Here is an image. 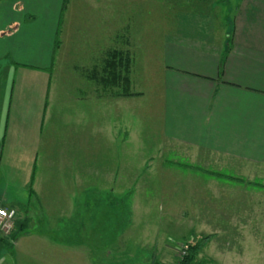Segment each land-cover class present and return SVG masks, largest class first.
Returning a JSON list of instances; mask_svg holds the SVG:
<instances>
[{"label": "rangeland", "instance_id": "1", "mask_svg": "<svg viewBox=\"0 0 264 264\" xmlns=\"http://www.w3.org/2000/svg\"><path fill=\"white\" fill-rule=\"evenodd\" d=\"M64 1L34 0L32 4L26 0L27 9H32L38 17L35 21L29 20L23 27L27 32L31 31L28 40L32 39L25 46L41 42L43 47L45 38H49L50 34L54 35L55 40V29L60 27L61 22L59 38L63 44L56 52L51 72L54 79L52 108L55 110L54 119L51 117V120L54 123L49 125L47 134L58 138H65L68 134L64 130V96L70 85L68 79L74 75L78 77H73L75 82L83 83L80 85L83 93L92 95L99 91L101 95L104 92L105 99L113 101L106 100L104 123H98L102 132L99 138L93 136L97 122L91 125L88 153L90 162L94 164L79 168L73 166L71 172L67 171L65 164H59L56 166L58 173L54 175L55 170L51 166L42 165L49 170L44 169V176L37 184L35 182L36 193L31 196V202L25 203L17 198L19 202L11 203L0 197L1 205L17 210L13 232L7 238H0V264H49L48 250L54 246H42L43 251L36 252L32 257H41L42 260H33L23 259L21 254L15 252V243L27 231L37 232L36 236L47 243L50 236L64 237L67 213L73 209L81 210L82 205L84 218L89 216L91 222L104 223L90 230L99 233L100 237L104 235L106 245H100L103 254L106 252L103 264H119L115 262L114 254L121 247L122 258L131 259V264H153L154 257L161 264H176L185 255L182 252H187V240L206 235L212 238L202 248L200 256H215L218 264H242V253L248 254V249L252 247L243 243L247 240L253 243L263 235L264 229V193L255 191L256 187L249 184L257 176L256 167L235 165L233 161L219 158V155L215 157L175 143L162 134L159 123V70L152 67L146 69L145 46L147 42L149 50L157 47L156 41L161 39L158 38L162 33L160 30L172 22L178 6L167 8L163 0H122L123 36L117 38L114 46L130 51V68L133 66L130 71L133 81L131 79L130 86L123 93L122 89L117 91L116 85L120 83L105 86L103 81L97 82L88 73L93 66L102 65L106 50L112 48V43L108 44V37L96 38L92 43L83 37L85 24H89L84 11L90 9L89 17L97 22V4L91 0H69L68 12L62 13ZM200 2L204 3L203 0ZM74 34L77 35V43L74 44V52L68 54L72 45L68 41L73 39ZM15 41L17 43L18 39ZM134 50L135 53L131 54ZM13 56V60L21 63H36L39 56H44V50L41 53V50L21 49ZM134 56L137 61H133ZM39 62H45L43 57ZM69 63L74 67L78 65V69L72 70ZM0 73L10 86L23 71L0 66ZM15 92H18V87ZM95 121L97 115L92 120ZM119 140L122 143L117 146ZM102 145L104 150L101 149ZM46 153L45 156H49ZM62 156L65 157V153ZM15 169L13 165L11 170ZM222 169L236 171L238 176L246 179L234 182L214 175L217 173L213 171ZM77 172H82L84 179ZM11 174L15 175L14 172ZM114 188L119 193L109 194ZM82 189L90 190V198L82 197ZM97 200L100 205L95 204ZM85 206L90 207L89 212ZM80 210L73 217L74 221L78 220ZM120 240L128 242L129 246L122 243L120 247L111 245ZM131 254H135V257L130 258ZM128 260L125 264H128Z\"/></svg>", "mask_w": 264, "mask_h": 264}, {"label": "crops", "instance_id": "2", "mask_svg": "<svg viewBox=\"0 0 264 264\" xmlns=\"http://www.w3.org/2000/svg\"><path fill=\"white\" fill-rule=\"evenodd\" d=\"M30 1L35 3L34 0ZM91 1L97 4V22L89 17L90 9L84 11L89 24H85L83 37L89 39V43L96 38L108 37L111 39L108 44L112 43V49H116L117 38L123 36L122 0ZM163 2L167 8L178 6V11L172 22L160 30L162 33L158 38L161 39L156 41L157 47L149 50L147 42L145 46L146 69L152 67L159 70L160 88L157 87L160 89L158 101L162 134L175 143L215 157L219 155V158L233 161L235 165L256 167L258 173L254 180L264 182V0ZM69 7L70 2L66 0L64 13L68 12ZM37 17L32 9H27L26 0H0V66L23 71L10 86L0 73V197L11 203L18 201L17 198L25 203L31 202V196L36 193L35 182L37 184L44 176V169L49 170L42 165L51 166L55 170L54 175L58 173L56 166L59 164H65L68 172L73 170V166L79 168L94 164L90 162L88 153L91 125L97 122L93 136L99 138L102 132L98 123H104L106 100L113 101L105 99L104 92L101 95L99 91L92 95L83 93L80 87L83 83L75 82L78 77L74 75V80L73 77L68 79L70 85L64 96V130L70 135L58 138L47 134L46 130L54 123L55 114L52 108V63L63 43L61 41L57 47L61 30L56 28L55 40L54 35L50 34L49 38H45L43 47L41 42L25 46L32 39L28 40L31 31L27 32L23 27L29 20H37ZM72 38L68 41V44H72L68 54L74 52V44L77 43V35L74 34ZM27 48L34 52L41 50V53L44 50V56H39L36 63L13 60L14 53ZM135 56L133 61H137ZM42 57L45 62H39ZM71 58L72 55L68 57L69 62ZM78 67L70 64L72 70ZM131 79L133 81V77ZM96 115L97 121L92 122ZM121 143L117 141V146ZM101 149H105L104 145ZM44 152H48L46 154L49 156H45ZM64 153L65 157L62 156ZM13 165L15 170H11ZM61 171L64 172L63 169ZM223 171L246 179L231 169L215 172ZM77 175L84 179L82 172H77ZM89 191L82 189V197L90 198ZM255 191L264 193V188H255ZM116 192L119 193L114 188L108 193ZM95 204L100 205L99 200ZM85 208L89 212L90 207ZM77 210L67 213L64 237L50 236L47 243L36 236L37 232L27 231L15 243V252L28 259L36 252H42V246H54L48 250L49 264H103L106 252L103 254L100 245H106L104 235L100 237L99 233L90 230L104 223L91 222L89 216L84 218L81 211L84 205L79 209L81 214L78 220L74 221L73 217L79 214ZM121 243L129 246L128 242L121 240L111 245L120 247ZM246 243L252 247L248 249V254L242 253V264H264V229L263 235L253 243L247 240L243 244ZM122 251L121 247L114 254L115 262L119 264H125L129 259L122 258ZM129 257H135V254ZM200 258L205 259L206 264L219 263L215 256ZM131 262L129 259L128 264Z\"/></svg>", "mask_w": 264, "mask_h": 264}, {"label": "trees", "instance_id": "3", "mask_svg": "<svg viewBox=\"0 0 264 264\" xmlns=\"http://www.w3.org/2000/svg\"><path fill=\"white\" fill-rule=\"evenodd\" d=\"M66 2L62 6V13L65 11ZM61 23V22H60ZM61 27V24H60ZM59 27V30H60ZM57 47L60 46V40L57 39ZM15 63V62H11ZM103 64L100 66H95L91 72L88 71L89 76L97 82L102 83L106 86H114L115 83H120L118 86L119 89H122L123 93H125L128 87L131 84V77H130V53L127 50H120V49H108L106 51V57L103 59ZM84 73V70H82ZM106 84H105V83ZM197 169H200L197 167ZM214 174L218 178L225 179V180H238L244 181L245 179L234 176L227 171L223 172H214ZM250 185H253L256 188H264V182L261 179H256L254 181L249 182ZM32 189V188H31ZM33 192V191H32ZM211 235L195 237L193 236L192 239L187 240L185 243L187 245V252L185 255L178 260L176 264H206L207 261L205 259L200 258V252L202 248L210 241ZM153 264H161L159 261H155Z\"/></svg>", "mask_w": 264, "mask_h": 264}, {"label": "built area", "instance_id": "4", "mask_svg": "<svg viewBox=\"0 0 264 264\" xmlns=\"http://www.w3.org/2000/svg\"><path fill=\"white\" fill-rule=\"evenodd\" d=\"M17 210L0 204V238H7L14 230ZM186 252L183 251L182 255Z\"/></svg>", "mask_w": 264, "mask_h": 264}]
</instances>
